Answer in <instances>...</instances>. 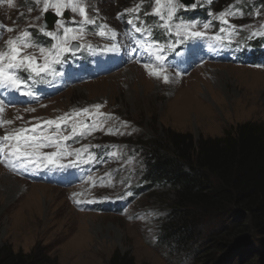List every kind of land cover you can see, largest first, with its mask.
Segmentation results:
<instances>
[{"label": "rangeland", "instance_id": "rangeland-1", "mask_svg": "<svg viewBox=\"0 0 264 264\" xmlns=\"http://www.w3.org/2000/svg\"><path fill=\"white\" fill-rule=\"evenodd\" d=\"M138 3L140 0H91L89 15L96 17V25L87 26L88 34L81 41L91 44V49L84 47L70 59L66 56L63 63L55 65V75L37 77L35 81L29 79L32 97L0 89V100L6 105L3 119L13 121L0 128V136L5 134L3 131L32 127L38 121L56 119L74 109L89 108L92 118L102 121L105 118L97 116L92 108L96 104L103 105L101 113L117 118L103 124L105 131L97 130L91 135L70 139L75 141L70 146L88 148L84 158L91 154L96 159L92 163H79L78 168L71 167L73 172L69 177L73 182L68 179L69 186L65 178L54 179L47 175L40 181L31 180L39 171L50 169L56 173L65 167L13 169L5 166L0 154V249L11 247L15 252L29 254L39 246L47 249L48 257L56 258L58 264H109L116 251L130 254L136 264H239V251L251 247L256 252L259 249L256 241L264 243V235H249L246 239L225 219H199L188 237L189 247L195 254L181 251L176 240L165 239L167 227H183L174 213L177 191L169 185L140 189L139 193L125 189L121 187V182L128 177L124 168L121 170L123 177L119 178L121 182L115 178L120 167L131 162L125 166L132 182L138 183L133 179L134 171L143 174L146 165L144 153L136 145L140 138L163 140L169 132H177L192 134L198 142L201 138H221L227 130L245 122L264 124V43L261 44L264 35H251V31L259 30L264 24V2L229 0L224 4L223 0H211V3L197 0L196 8L200 9L197 11L203 12L205 18L201 16L196 21L212 24L208 37L220 34L219 21L213 20L212 15L233 4L245 15L243 18L229 17L230 23L253 27L242 30L238 27L237 34L230 38L225 36L223 44L208 38L177 43L174 50L182 47L180 52L164 53V66L169 76L167 84L149 76L142 65L155 61L128 38V34L135 33L130 32L132 27L125 20L135 13L118 19L125 9ZM150 7L145 0L140 17H145L144 11ZM94 9H98V15ZM192 9L180 8L177 16L181 18L182 12ZM257 12L259 17L254 15ZM153 17L147 16L148 19ZM44 19L45 14H41L35 0H12L11 5L7 0H0V24L15 29L13 32L0 30V35L5 34L4 41L25 29L32 32L36 40ZM67 24L79 26L73 24L72 19ZM101 24L117 32L116 40L94 34L96 26ZM42 37L36 40L40 44ZM142 37L145 36H135L140 41L144 40ZM252 41L261 44V54L251 45ZM113 44L119 46L117 55L108 50ZM28 51L36 50L30 48ZM90 53L99 58L91 61L87 56ZM92 62L98 64V68L97 72L89 74L93 71ZM76 70L81 78L73 72ZM77 119L89 121V117ZM121 122H127V127H121ZM109 128H118L123 134H106ZM52 130L55 131L54 127ZM54 150L45 148L42 151ZM72 159L65 158L61 163H69ZM8 175L19 179L20 192L6 187L8 184L2 179ZM90 176L92 181L88 180ZM101 179L105 182L103 187L99 186ZM73 193L82 194L78 198L81 203L74 202ZM225 245L230 248H224ZM249 261L264 264V255L250 254Z\"/></svg>", "mask_w": 264, "mask_h": 264}, {"label": "snow or ice", "instance_id": "snow-or-ice-1", "mask_svg": "<svg viewBox=\"0 0 264 264\" xmlns=\"http://www.w3.org/2000/svg\"><path fill=\"white\" fill-rule=\"evenodd\" d=\"M145 0L134 7L125 9L124 13L118 15L119 18L125 17L127 13H135L134 16L127 18L125 23L132 26L134 33H140L145 36L143 41L137 40L134 35L128 34V38L134 40L137 46L144 49L148 57L152 58L155 63H143L144 69L149 76L161 79L165 84L169 83L167 68L164 66L165 55L167 50L175 48V44H183L190 40L208 38L215 43L223 44L225 36L232 37L237 34V28L252 29V25L236 26L230 23L231 18H243L245 13L235 7V4L222 10L220 13L212 15L213 20L219 21L218 31L220 34L208 37V31L211 29V22H199L196 20H185L177 16L180 8H195L197 0H193L191 5H183L180 0H148L151 4L149 10L144 11L145 16H154V26L163 29L169 36H175L176 40L173 44L161 43L152 39V27H150L140 17V11ZM9 5L12 0H7ZM211 3V0H208ZM35 4L40 6L41 14L51 13L56 17L53 29L47 26L38 29L39 34H43L49 38V45L44 46L38 43L33 33L28 30H21L15 37H9L6 41L0 36V89L9 92L19 93L23 96L32 97L33 92L27 81L29 79L35 81L37 77L43 79L45 75H55V65L64 62V58L68 54L75 53L84 47L91 49V44L80 43L88 34V25H96V17L89 15L91 0H35ZM31 10V9H30ZM69 12V17H65V11ZM98 15V9H94ZM74 14V15H73ZM256 17L260 16L257 12ZM79 17V20L76 19ZM71 18L73 24L78 27L68 26L67 20ZM139 22V24H137ZM0 30L6 32L15 31L14 28L5 27L0 24ZM94 34L100 37H108L116 40L117 32L110 28L107 24L96 26ZM251 35H264V24L260 25L259 30L251 31ZM75 42V43H74ZM229 39V43H230ZM118 45L113 44L109 51H117ZM35 49V52H29L28 49ZM39 53V56L36 55ZM26 74V75H24ZM11 103V101H10ZM103 105L96 104L92 108L95 109L97 116H103L105 119L99 121L93 117V113L89 108L74 109L70 113H65L56 119L41 120L32 127H19L10 132H5L0 136V154L6 167L24 169L41 170L55 166L64 168L65 165L61 161L68 157H73L69 162L70 166L79 163H92L95 156L89 154L84 158V154L88 152V148L69 150L67 141L74 137H84L91 135L92 132L100 130L105 131L103 124L109 119H117L111 114L101 113L99 110ZM35 109H29L34 111ZM6 111L5 102L0 100V128L13 123L12 120H4L3 114ZM79 117H89V121L85 122ZM22 119V117H17ZM29 124L32 122L29 121ZM55 129L53 131L52 129ZM121 127H127V122H121ZM70 128V131H69ZM67 132L68 134H65ZM106 134L115 135L123 134L118 128H109ZM45 148L55 149L51 152L42 151ZM115 155V153H113ZM110 176V174H109ZM92 177L88 178L92 181ZM96 186V185H93ZM99 186H105V182L101 179ZM81 193H73V200L79 204L78 199Z\"/></svg>", "mask_w": 264, "mask_h": 264}, {"label": "trees", "instance_id": "trees-1", "mask_svg": "<svg viewBox=\"0 0 264 264\" xmlns=\"http://www.w3.org/2000/svg\"><path fill=\"white\" fill-rule=\"evenodd\" d=\"M136 145L145 156L142 180L146 190L169 185L177 191L174 213L183 227L170 225L165 239L176 240L179 250L195 254L188 237L199 219H225L246 239L249 235H264V124L245 122L227 130L221 138H201L198 142L192 134L169 132L163 140L140 138ZM256 242L258 251L249 247L237 253L239 264H246L250 254L264 255L263 241ZM110 259L109 264H136L130 254L119 251ZM0 264H58V261L49 258L47 249L39 246L29 254L4 247L0 249Z\"/></svg>", "mask_w": 264, "mask_h": 264}, {"label": "bare ground", "instance_id": "bare-ground-1", "mask_svg": "<svg viewBox=\"0 0 264 264\" xmlns=\"http://www.w3.org/2000/svg\"><path fill=\"white\" fill-rule=\"evenodd\" d=\"M206 67V66H205ZM6 175V174H5ZM4 183H7L8 186L6 185V187L10 188L11 190L13 189L14 192L16 193L17 191H21V189L19 188L18 186V183H19V179L13 177V176H10L8 175V178H5V179H2ZM10 181V182H8ZM22 182V181H21ZM20 182V183H21Z\"/></svg>", "mask_w": 264, "mask_h": 264}, {"label": "water", "instance_id": "water-1", "mask_svg": "<svg viewBox=\"0 0 264 264\" xmlns=\"http://www.w3.org/2000/svg\"><path fill=\"white\" fill-rule=\"evenodd\" d=\"M182 1L187 5L188 3H190V1L188 0H182ZM55 20H56V17L53 16L52 14H49L48 18L46 19L44 23V26H47L49 29H51L53 27L52 25L54 24Z\"/></svg>", "mask_w": 264, "mask_h": 264}]
</instances>
